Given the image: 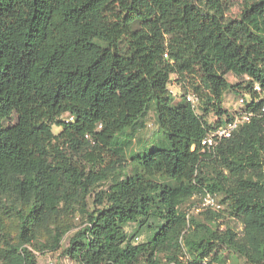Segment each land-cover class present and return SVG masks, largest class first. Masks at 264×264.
<instances>
[{"label":"trees","instance_id":"obj_1","mask_svg":"<svg viewBox=\"0 0 264 264\" xmlns=\"http://www.w3.org/2000/svg\"><path fill=\"white\" fill-rule=\"evenodd\" d=\"M231 2L0 0V232L6 213L18 227L16 242L0 247V264H37L30 249L37 229L75 203L84 226L63 254L78 264H216L222 248L264 264V115L214 154L203 152L210 125L167 87L178 76L199 107L218 116L224 94L240 87L226 73L247 77L252 97L255 85L264 90V0H241L238 16L225 17ZM149 111L161 136L130 151L131 173L111 179L88 210L90 189L114 172L95 169L97 153L119 166L131 144L127 131ZM206 192L223 208L196 214L216 221L226 204L240 235L199 222L188 211L194 205L180 210ZM151 216L162 223L135 243L125 226Z\"/></svg>","mask_w":264,"mask_h":264},{"label":"rangeland","instance_id":"obj_2","mask_svg":"<svg viewBox=\"0 0 264 264\" xmlns=\"http://www.w3.org/2000/svg\"><path fill=\"white\" fill-rule=\"evenodd\" d=\"M241 0H232L231 5L228 10L225 12V17H236L240 11ZM226 79L232 84H239L240 87L235 90L227 91L223 96L222 101V110L225 113L229 114V117L238 114L245 107L247 102L251 98V92L248 90L249 79L247 77H236L231 72L226 73ZM184 82L178 78V76L171 74L167 87L171 92L174 101H179L185 98V95L188 91H191V88H187L184 90ZM261 97L264 98V92H261ZM243 98V101H241ZM207 108V107H206ZM196 113L200 115L206 123L210 126L214 123L222 121L226 116L224 113L222 116H218L215 114L212 108H200L197 107ZM15 117L12 116L7 123H14ZM61 130L60 127L53 125L52 131L54 133H58ZM128 136L131 139L130 148L126 153V159L120 163V165H111L112 158H109L107 152L105 154L103 151L97 153V158H103L104 161L100 162L96 161L95 169H106L109 168L111 171L114 168V172H110L108 178L96 183L91 189L86 198L87 208L88 210L92 209L93 198L95 193L101 190L107 189L110 185L111 179L117 176H122L130 174L132 171V165L130 162V151L137 152L142 149L143 146L151 145L153 142L157 141V139L161 136V132L159 130V125L156 121V117L153 111H149L145 117L141 121V125L137 127L135 130L127 131ZM90 150V147H87ZM81 159V158H79ZM86 166H89L88 163H85ZM205 171H209L210 167L207 166L204 168ZM108 172V171H107ZM220 199V196L218 197ZM198 203V198L195 197L192 200L187 201L185 204L180 206V210L188 209L189 206H193ZM74 209L66 214H62L46 225L41 226L37 229V239L34 241L32 245H30V249L34 254V258L37 264H48L51 261L53 264H78L75 259L65 256L63 254V249L68 243L69 237L80 227L84 226V218L83 213L78 209V204L75 203ZM224 212L221 214V218L216 221H207L205 219V215L196 214L190 210V215L192 214L199 222L209 225L213 229L219 228L223 229L225 225H230L235 229L237 233L242 230V225L238 218L234 217L230 212L229 207L224 204ZM0 212H4L3 209H0ZM5 219V228L2 232H0V247L4 246V240L8 239L10 242H16L17 240V220L14 216L9 213L3 215ZM161 220L155 216H151L146 222L143 224L138 223H129L125 226V230L129 235H136L134 238L135 243L143 242L147 239V237L152 233L154 229H156L157 225H159ZM62 233L60 246L53 250V245L55 243V235ZM170 251L176 253L178 259L182 261V263L186 262L187 257H184L183 254L178 250L177 247H171ZM169 264H176L171 262ZM216 264H250L245 258L233 252L230 249L222 248L220 251V262Z\"/></svg>","mask_w":264,"mask_h":264},{"label":"built area","instance_id":"obj_3","mask_svg":"<svg viewBox=\"0 0 264 264\" xmlns=\"http://www.w3.org/2000/svg\"><path fill=\"white\" fill-rule=\"evenodd\" d=\"M254 89L258 95L253 97L251 96L250 100L246 104V107L241 112L231 117L226 115L227 117L220 122H218L219 119L217 118V123H214L210 126V128L206 129L207 131L205 135L200 140V147L203 152L205 151L207 153L214 154L219 143L222 140L229 138L239 126L248 122L252 117L264 115V98L260 96L261 92H264V90L260 89L258 85H255ZM185 99L196 111L200 103L198 96L194 93L188 92L185 95ZM241 101H243V98H241ZM260 103L261 105L255 110L253 108H249L248 106L249 104H252L253 107L255 104ZM193 148L194 147L192 146V149ZM222 208L223 204L220 203L218 196L216 194L206 192L200 198L198 203L192 207L191 211L198 213L207 209L220 210ZM48 264L53 263L49 261Z\"/></svg>","mask_w":264,"mask_h":264}]
</instances>
